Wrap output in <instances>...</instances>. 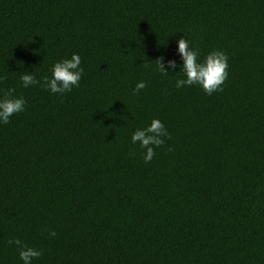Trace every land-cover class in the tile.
Masks as SVG:
<instances>
[{
	"label": "trees",
	"instance_id": "trees-1",
	"mask_svg": "<svg viewBox=\"0 0 264 264\" xmlns=\"http://www.w3.org/2000/svg\"><path fill=\"white\" fill-rule=\"evenodd\" d=\"M182 37L229 57L222 91L175 87ZM73 53L79 88L22 86ZM0 78L26 100L0 124V264L14 238L33 264H264V0H0Z\"/></svg>",
	"mask_w": 264,
	"mask_h": 264
},
{
	"label": "clouds",
	"instance_id": "clouds-1",
	"mask_svg": "<svg viewBox=\"0 0 264 264\" xmlns=\"http://www.w3.org/2000/svg\"><path fill=\"white\" fill-rule=\"evenodd\" d=\"M177 46L183 62L179 71L182 72L183 78H178L175 81L177 89L199 85L207 95L223 90L222 85L229 77V57L222 50H212L203 60H200L199 51L191 46L188 38H180L177 41ZM154 63L163 75H167L169 69L175 72L177 68L175 60H168L166 68L164 56L158 57ZM81 64L80 55L73 53L70 58H63L52 64L51 76L45 75L38 81L33 72H23L19 79L24 88L42 82V86L50 93L64 95L70 93L73 88H79L80 81L84 76V68ZM144 88H146L144 81L137 82L133 94H138ZM14 93L15 89H8L0 97V124H8L14 114L25 110V98L16 96ZM165 138H170V133L161 120L153 118L148 126L137 128L132 133L131 143L138 144L141 149L145 150L144 162L150 163L156 154L155 149L164 144ZM49 235L55 237L56 233L49 231ZM8 243L17 246L19 260L22 264H33V260L43 254L42 249L29 247L19 238L10 239Z\"/></svg>",
	"mask_w": 264,
	"mask_h": 264
}]
</instances>
